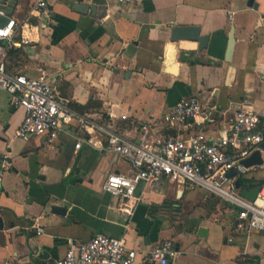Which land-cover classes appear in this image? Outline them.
<instances>
[{"label":"crops","instance_id":"crops-1","mask_svg":"<svg viewBox=\"0 0 264 264\" xmlns=\"http://www.w3.org/2000/svg\"><path fill=\"white\" fill-rule=\"evenodd\" d=\"M34 1L17 0L18 21ZM47 1L50 17L32 18L33 42L21 48L26 56L14 71L60 76L58 94L73 108L96 104L85 113L74 108L79 113L98 122L109 111L129 115L115 122L131 140L149 122L160 134L172 133L162 117L183 97L205 102L213 121L202 128L216 138L229 131L239 108L264 117V0H138L129 6ZM173 26L200 27L201 35L210 36L207 46L171 41ZM23 118L24 110L12 107L9 93L0 90V158L7 159L0 180V264L53 263L70 240L96 233L124 238L139 251L172 238L180 251L174 264H264V231L237 230L230 202L162 180L138 187L139 201L127 217L103 183L109 174L129 175L133 168L105 148L98 131H84L89 134L80 149L72 125L47 144L46 136H16ZM245 177L264 185V164ZM54 183L64 186V198L44 191V184ZM54 206L66 212H54ZM170 214L178 217L171 222Z\"/></svg>","mask_w":264,"mask_h":264},{"label":"built area","instance_id":"built-area-1","mask_svg":"<svg viewBox=\"0 0 264 264\" xmlns=\"http://www.w3.org/2000/svg\"><path fill=\"white\" fill-rule=\"evenodd\" d=\"M114 1L129 6L138 0ZM16 4L17 0H0V16L8 18L6 24H0V90L9 93L12 107L24 110L17 137L27 140L46 136V143L52 144L66 126L72 125L80 133L75 144L80 149L89 134L84 131H98L105 138V148L121 155L133 168L129 175L109 174L103 183L105 191L119 198V210L127 217L133 215L139 201L138 187H154L164 180L191 189L203 188L236 206L237 230L264 231V185L254 201L243 197L237 187L240 177L255 168L243 162L264 143V117L254 110L239 108L231 118L229 131L216 138L202 128L207 121H213L205 102L195 96L183 97L162 117L164 128L172 133L160 134L149 122L141 126L136 140L128 139L115 121L126 120L129 115L109 111L95 121L58 94L60 76L33 77L8 70V51L33 42L32 18L50 17L51 11L47 0H35L28 15L18 21ZM6 160V156L0 158V180ZM231 170H236V175L230 176ZM42 232L44 229L38 228V233ZM179 253L172 238L139 251L129 247L124 238L96 233L86 241L70 240L63 257L43 264H174Z\"/></svg>","mask_w":264,"mask_h":264},{"label":"water","instance_id":"water-1","mask_svg":"<svg viewBox=\"0 0 264 264\" xmlns=\"http://www.w3.org/2000/svg\"><path fill=\"white\" fill-rule=\"evenodd\" d=\"M249 4H253V0L249 1ZM8 22V18H4L0 16V24H6ZM210 39L209 35H201V29L198 26H173L171 30V41L178 42L182 40H190L196 41L199 43V48L203 49L207 46L208 41ZM234 47V37L231 35L229 48H228V56H231ZM262 151H264V143L261 148L254 151L248 158L244 160V165L247 167H259L264 164V159L262 156ZM230 176L236 175V170L230 171ZM240 186L239 181L237 182V187ZM43 189L45 192L50 193L58 198H64L65 196V188L61 183L54 184H44ZM260 190V186H256L252 189L243 188L241 190V194L243 197L250 201H254L257 193ZM54 212L64 214L66 209L59 206L53 207ZM4 226L3 220L0 217V228Z\"/></svg>","mask_w":264,"mask_h":264},{"label":"trees","instance_id":"trees-1","mask_svg":"<svg viewBox=\"0 0 264 264\" xmlns=\"http://www.w3.org/2000/svg\"><path fill=\"white\" fill-rule=\"evenodd\" d=\"M25 56H26V53L21 48L10 49L8 51L7 59H6L8 70L14 71L15 67L19 68L23 59H25ZM95 105L96 104L94 102H89L87 105H73V106L74 108L79 110L81 113H85L91 110ZM239 183H240V186L238 187L239 190H242L243 188H253L255 186H262V183H254V184L249 183V180L245 176L240 177ZM232 206L233 208L237 209L236 206L234 205Z\"/></svg>","mask_w":264,"mask_h":264},{"label":"rangeland","instance_id":"rangeland-1","mask_svg":"<svg viewBox=\"0 0 264 264\" xmlns=\"http://www.w3.org/2000/svg\"><path fill=\"white\" fill-rule=\"evenodd\" d=\"M203 189V188H202ZM202 191H204V190H202ZM215 198H218L217 196H214ZM222 199V198H221ZM219 200H220V198H219ZM224 202L226 201V200H223ZM223 203V202H222ZM228 203L229 202H225V205H228ZM228 208H229V206H228ZM213 210H215V209H213ZM171 217V218H170ZM170 217H169V219L171 220V222H173V220H175V218H177L178 217V215H173V214H170ZM176 220H178V219H176Z\"/></svg>","mask_w":264,"mask_h":264}]
</instances>
